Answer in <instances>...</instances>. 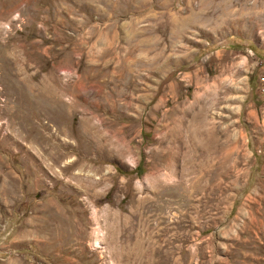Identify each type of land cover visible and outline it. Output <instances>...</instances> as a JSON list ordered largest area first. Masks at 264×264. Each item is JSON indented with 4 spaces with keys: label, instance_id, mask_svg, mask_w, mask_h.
I'll use <instances>...</instances> for the list:
<instances>
[{
    "label": "rangeland",
    "instance_id": "374dc122",
    "mask_svg": "<svg viewBox=\"0 0 264 264\" xmlns=\"http://www.w3.org/2000/svg\"><path fill=\"white\" fill-rule=\"evenodd\" d=\"M0 264H264V0H0Z\"/></svg>",
    "mask_w": 264,
    "mask_h": 264
},
{
    "label": "bare ground",
    "instance_id": "6f19581e",
    "mask_svg": "<svg viewBox=\"0 0 264 264\" xmlns=\"http://www.w3.org/2000/svg\"><path fill=\"white\" fill-rule=\"evenodd\" d=\"M201 151V150H200ZM198 154V153H197ZM164 175V174H163Z\"/></svg>",
    "mask_w": 264,
    "mask_h": 264
}]
</instances>
